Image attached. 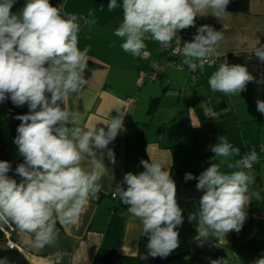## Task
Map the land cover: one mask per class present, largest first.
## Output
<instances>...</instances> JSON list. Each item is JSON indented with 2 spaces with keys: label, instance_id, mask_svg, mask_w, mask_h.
<instances>
[{
  "label": "clouds",
  "instance_id": "clouds-1",
  "mask_svg": "<svg viewBox=\"0 0 264 264\" xmlns=\"http://www.w3.org/2000/svg\"><path fill=\"white\" fill-rule=\"evenodd\" d=\"M16 0H0V102L10 98L16 106L28 105L27 114L18 115L14 143L24 162L9 177L11 165L0 161V227L14 224L30 234L28 241L37 249L56 248L59 231L56 224L73 226L90 199L97 198L105 173L103 157L115 163V154L108 148L123 129V113L112 116L106 129L96 126L85 129L80 116L71 110L69 101L89 84L85 78L90 46H78L80 20L95 24L93 11L87 18L64 13L63 5L53 6L50 0H26L18 13L11 10ZM230 0H110L111 12L122 9V21L114 35L122 38L121 48L134 57L146 55L145 40L168 46L181 30L194 27L198 16L221 19ZM223 39L222 31L208 24L182 47L174 49L183 57L182 63L192 72L203 69L215 46ZM254 55L264 63V46L256 47ZM255 77L241 64L222 63L210 76L212 92L240 94ZM257 111L264 114V101L257 100ZM226 111V110H224ZM223 113L205 109V116L216 118ZM96 150H101L97 156ZM220 163H212L199 177L185 174V180L197 179L201 192L198 210L189 214L197 221V239L225 237L241 231L246 220V207L260 192L252 188L255 177L250 171L259 162L253 149L241 156V150L226 138L212 146ZM236 157H239L238 159ZM88 159V167L84 166ZM142 160L144 171L128 172L123 177L126 188L118 186V195L128 212L142 224L149 257L166 258L179 247L178 226L183 223V210L177 202V186L170 170L150 158ZM226 163L228 169L221 170ZM60 264L62 253L49 258ZM0 264H11L0 257ZM211 264H228L227 259L211 260ZM254 264H264V257Z\"/></svg>",
  "mask_w": 264,
  "mask_h": 264
},
{
  "label": "crops",
  "instance_id": "crops-1",
  "mask_svg": "<svg viewBox=\"0 0 264 264\" xmlns=\"http://www.w3.org/2000/svg\"><path fill=\"white\" fill-rule=\"evenodd\" d=\"M109 2L50 0L53 6L63 5L67 14L87 18L90 10L94 13L95 24L80 20L78 33L80 49L90 46L85 71L89 84L70 99L69 107L79 114L85 129L96 126L107 130L105 124L118 115L116 111L123 113V129L108 145L115 154V163L107 157V150H103L106 170L99 181L101 191L97 198L89 200L77 224H56L59 231L56 248H35L28 242L32 239L30 234L9 224L0 227V257H7L11 264H52L49 258L59 251L60 264H92L97 250L104 249L138 256L140 264H211L215 259H227L228 264H254L264 257V114L257 111L256 105L257 100L264 101V63L254 55L256 47L264 46V0H230L221 19L211 14L196 18L195 25L208 24L222 31L223 39L211 54L217 65L206 66L194 83L189 78L188 67L172 68L167 64L169 58L164 46L150 37L145 40L143 50L147 57H134L123 51L122 38L114 35L123 18L122 9L118 7L110 12ZM117 2L122 4V0ZM25 3L26 0H16L11 11L20 12ZM176 59L182 62L183 57L179 55ZM222 63L246 66L254 81L240 94L212 92L208 80ZM157 65L161 71L154 76ZM154 98L156 105L151 108ZM206 108L223 114L216 118L205 116ZM28 112L27 104L16 106L10 98L0 102V161L10 163L8 175L18 183L21 177L15 169L24 158L14 143L21 123L16 117ZM225 127L238 135V138L232 135V140L225 138L241 150V156L253 149L257 152L259 162L250 170L255 177L252 188L260 192L261 199L253 198L246 207L247 216L240 232L231 231L224 238L209 237L202 241L197 239V221L189 220V214L198 210L202 193L196 191L197 179L186 181L184 177L186 173L199 177L212 163L223 160L212 158L215 156L212 145L204 143L202 137L208 130ZM175 145L184 147V168L172 166L171 146ZM100 151L96 150L97 156ZM150 158L170 170L184 219L177 228V249L166 258L141 260L140 256L147 252L141 221L113 194L118 186L127 187L123 184L126 173L144 171L140 162H151ZM88 159L84 162L86 168ZM221 170L236 169H228L224 163ZM190 203L194 210L187 212ZM9 240L16 246L10 248Z\"/></svg>",
  "mask_w": 264,
  "mask_h": 264
},
{
  "label": "trees",
  "instance_id": "trees-1",
  "mask_svg": "<svg viewBox=\"0 0 264 264\" xmlns=\"http://www.w3.org/2000/svg\"><path fill=\"white\" fill-rule=\"evenodd\" d=\"M158 98V97H157ZM157 98L152 100V107H155ZM172 166L175 168L185 167V151L182 145L171 146ZM198 209V208H197ZM194 210L190 203L187 207V212ZM92 264H140L138 256H126L118 251H107L98 249Z\"/></svg>",
  "mask_w": 264,
  "mask_h": 264
},
{
  "label": "built area",
  "instance_id": "built-area-1",
  "mask_svg": "<svg viewBox=\"0 0 264 264\" xmlns=\"http://www.w3.org/2000/svg\"><path fill=\"white\" fill-rule=\"evenodd\" d=\"M199 27L200 26L195 25L194 27H190V28L181 30L179 33H177L176 38L173 39L171 44H169L168 46H164V50L167 53L169 60H171V61L168 60L167 64L175 66L179 69L184 67V64L181 61H178L176 59V58H178L179 54L174 53V49L181 47L187 40H189L194 35H196L197 29ZM144 57H147V55H144ZM216 65H217V59L214 56L210 55V57L208 58V62L204 65L203 69L198 68L195 72H192L189 70V77L193 80H197L199 75L203 72V70L205 69L206 66H216ZM154 71H155L154 76H156L157 72L159 73L161 71V67H159L158 65L155 66ZM8 246L10 248H13L16 245H15V243H13L12 241L9 240Z\"/></svg>",
  "mask_w": 264,
  "mask_h": 264
},
{
  "label": "rangeland",
  "instance_id": "rangeland-1",
  "mask_svg": "<svg viewBox=\"0 0 264 264\" xmlns=\"http://www.w3.org/2000/svg\"><path fill=\"white\" fill-rule=\"evenodd\" d=\"M167 67H172V66H167ZM172 68L179 70L177 67H174V66ZM183 69H185V68L183 67ZM190 80L193 83L196 82L195 80H193L191 78H190ZM222 129H218V130H208V131H206L204 133L203 137H202L203 140H204V143H208V144H211L212 146H214L216 143L219 142V138L220 137H224V138L227 137L229 140H232L233 139V136H235L236 138H238V135L233 134V130H229L226 127L225 128H222ZM228 139H227V141L229 142ZM214 157L215 156H212V158H214ZM252 171L253 170H250V172H252Z\"/></svg>",
  "mask_w": 264,
  "mask_h": 264
}]
</instances>
